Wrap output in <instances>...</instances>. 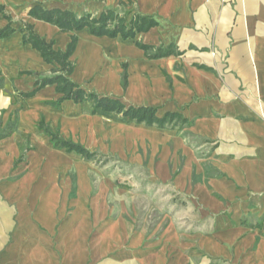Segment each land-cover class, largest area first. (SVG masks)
Here are the masks:
<instances>
[{"label": "crops", "instance_id": "0c3cea01", "mask_svg": "<svg viewBox=\"0 0 264 264\" xmlns=\"http://www.w3.org/2000/svg\"><path fill=\"white\" fill-rule=\"evenodd\" d=\"M39 4L78 16L114 9L129 18L151 16L159 25L128 40L96 37L88 28L63 33L29 16ZM0 5L16 30L0 40V120L18 111L23 121L22 105L32 108L28 117L40 116L62 97L55 85L33 98L20 97L34 90L36 74L50 77L56 68L23 43V25H32L57 51L77 36L73 82L127 106L156 108L159 118L181 116L159 129L163 142L157 144L161 158L154 177L185 197L184 211L195 217L184 236L149 248L142 241L123 244L115 226L101 239L93 220L58 223L49 207L7 208L9 217L0 218V264H197L198 253L204 258L200 264H264V0H0ZM7 25L0 15V29ZM138 42L153 49L146 53ZM170 46L174 54L150 57ZM55 108L62 124L77 130L90 115H118L94 112L90 102L65 101ZM10 136L0 140L1 157L14 150ZM8 170L0 167V180Z\"/></svg>", "mask_w": 264, "mask_h": 264}, {"label": "rangeland", "instance_id": "374dc122", "mask_svg": "<svg viewBox=\"0 0 264 264\" xmlns=\"http://www.w3.org/2000/svg\"><path fill=\"white\" fill-rule=\"evenodd\" d=\"M53 103L52 111L40 116L34 113L28 117L25 113H32V108L22 105L23 121L18 111L0 120V134L12 133L9 141L14 147L7 148V156L0 155V167H9L0 180V218L5 217L7 208L13 212L18 207H49L56 212L58 223L72 217L93 220L100 225L94 232L101 239L108 238L109 228L115 226L123 244L142 241L149 248L188 232L187 225L195 220L184 211L188 200L174 194L171 185L165 189L154 177L161 158L157 144L163 142L160 127L119 115L101 119L90 115L77 130L74 125L62 124ZM47 129L63 140L85 146L96 157L88 161L57 147ZM10 217L16 221V215ZM197 256L196 263H203L204 258Z\"/></svg>", "mask_w": 264, "mask_h": 264}, {"label": "trees", "instance_id": "16d2710c", "mask_svg": "<svg viewBox=\"0 0 264 264\" xmlns=\"http://www.w3.org/2000/svg\"><path fill=\"white\" fill-rule=\"evenodd\" d=\"M0 15H3L8 21V25L0 29V40H2L10 37L16 30L12 26V17L6 14L5 8L2 5H0ZM29 16L56 26L63 33H75L88 28L93 36L109 38L121 37L124 40L135 39L137 34L149 32L159 25L151 16L135 14L129 18L130 15H121L114 9H108L103 11L99 16L93 17L92 15L78 16L73 11L58 8L46 10L39 4L29 11ZM21 33L25 45H31L33 49L38 51L46 64L56 66V68L51 70L52 75L50 77L36 74L37 80L34 90L29 93H20L22 99L33 98L45 87L55 85L56 92L62 95L61 98L53 103L56 107H60L65 101H73L76 104L90 102L93 104L94 112L100 109L104 112L116 113L124 118H128L130 121L138 124H146L147 126L155 125L163 127L171 124L175 120L181 119L179 114H167L164 118H159L156 108L127 106L119 99L90 93L82 86L73 82L70 76L75 70V65L71 61V58L78 43L77 36H72L71 42L65 51H57L54 49V42H47L41 38L35 33L32 25L24 24ZM137 47L146 53L153 49V47L141 42L137 43ZM174 53V46H170L168 49L159 48L157 53L150 57L152 59L164 58ZM124 70L123 79L124 87H126L128 79L126 66H124ZM27 74L34 75L31 72ZM41 126L44 127L43 124ZM47 132L57 147L64 148L68 152H74L88 161L93 160L97 155L81 144L63 140L59 136L51 133L48 129ZM10 134H0V140L10 136Z\"/></svg>", "mask_w": 264, "mask_h": 264}]
</instances>
